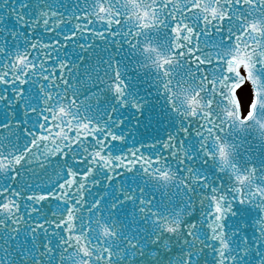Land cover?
<instances>
[{
  "label": "snow or ice",
  "instance_id": "6c2138e0",
  "mask_svg": "<svg viewBox=\"0 0 264 264\" xmlns=\"http://www.w3.org/2000/svg\"><path fill=\"white\" fill-rule=\"evenodd\" d=\"M0 264H264V0H0Z\"/></svg>",
  "mask_w": 264,
  "mask_h": 264
}]
</instances>
